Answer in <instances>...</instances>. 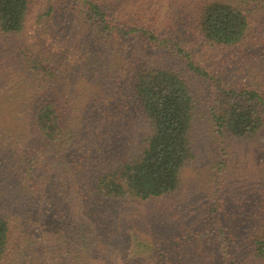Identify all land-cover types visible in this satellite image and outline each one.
<instances>
[{"label":"trees","instance_id":"16d2710c","mask_svg":"<svg viewBox=\"0 0 264 264\" xmlns=\"http://www.w3.org/2000/svg\"><path fill=\"white\" fill-rule=\"evenodd\" d=\"M66 1L48 0L45 16ZM75 1L70 11L93 45L71 63L61 48L30 41L31 0H0V177L13 182L10 191L0 183V264H93L106 203L173 194L195 157L192 127L200 106L192 80L208 71L174 39L165 44H172L168 51L144 55L142 43L130 40L138 28L112 27L98 5ZM249 1L264 8V0ZM250 5L203 0L195 30L211 46L240 45L253 26ZM98 47L108 54L93 51ZM82 62L89 66L77 68ZM222 94L211 112L216 132L253 138L264 125V97L247 88ZM131 119L147 125L137 140L121 136ZM219 209L211 204L218 240L226 233ZM222 240L224 263L246 264L236 257L231 235ZM242 241L252 257L264 260L263 217Z\"/></svg>","mask_w":264,"mask_h":264},{"label":"rangeland","instance_id":"374dc122","mask_svg":"<svg viewBox=\"0 0 264 264\" xmlns=\"http://www.w3.org/2000/svg\"><path fill=\"white\" fill-rule=\"evenodd\" d=\"M86 1L98 5L112 27L114 23L118 28L123 24L127 31L138 28L130 40L142 43L144 55L168 51L172 44H165L174 39L191 53L199 67L208 71L206 76L192 80L200 106L192 127L195 157L182 169L178 190L137 204L106 203L104 225L96 232L93 264H225L222 238L227 239L229 234L235 240L236 257L241 262L264 264V260L250 255L242 241L251 227L264 218V125L253 138L238 141L221 137L211 118L212 107L222 99L224 89L247 88L264 97V8L259 9L258 3L249 0H236L241 6L251 3L247 14L253 26L242 44L221 48L204 42L195 30L203 0ZM69 3L71 0L59 5L55 14L47 17L48 0H31L26 30L31 42L53 50L61 48L74 63V59L87 53L86 44H92V40L85 41L79 16L75 18ZM85 6L88 8V4ZM139 27H145L144 31L148 28L146 36ZM62 28L66 35L60 33ZM93 51L108 54L101 47ZM83 64L89 66V62H82L77 68ZM85 100L82 95L75 101L82 104ZM130 121L133 123L121 131V136L130 133L137 140L147 125L136 119ZM222 161L224 167L220 166ZM0 183L10 191L13 182H6L2 175ZM211 204L220 207L218 213L226 232L219 240L215 236L219 226L214 219L211 223Z\"/></svg>","mask_w":264,"mask_h":264}]
</instances>
